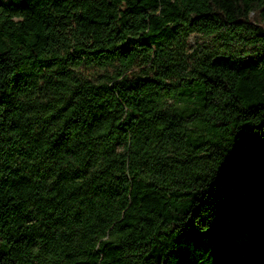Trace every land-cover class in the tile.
Listing matches in <instances>:
<instances>
[{
    "label": "trees",
    "instance_id": "1",
    "mask_svg": "<svg viewBox=\"0 0 264 264\" xmlns=\"http://www.w3.org/2000/svg\"><path fill=\"white\" fill-rule=\"evenodd\" d=\"M0 264H264V0H0Z\"/></svg>",
    "mask_w": 264,
    "mask_h": 264
},
{
    "label": "rangeland",
    "instance_id": "2",
    "mask_svg": "<svg viewBox=\"0 0 264 264\" xmlns=\"http://www.w3.org/2000/svg\"><path fill=\"white\" fill-rule=\"evenodd\" d=\"M199 45L208 46V47H216V46H218V41H216V39L214 37H212V38H204V37H201V36L193 35L189 39V48L194 49V48H196ZM82 72L86 76L89 77V76H93L94 74H96L97 71L83 70ZM240 237H242V236L236 237L237 242H239V240L237 238H240Z\"/></svg>",
    "mask_w": 264,
    "mask_h": 264
},
{
    "label": "bare ground",
    "instance_id": "3",
    "mask_svg": "<svg viewBox=\"0 0 264 264\" xmlns=\"http://www.w3.org/2000/svg\"><path fill=\"white\" fill-rule=\"evenodd\" d=\"M240 242L241 245H243L246 241V238L245 237H240V238H237Z\"/></svg>",
    "mask_w": 264,
    "mask_h": 264
},
{
    "label": "water",
    "instance_id": "4",
    "mask_svg": "<svg viewBox=\"0 0 264 264\" xmlns=\"http://www.w3.org/2000/svg\"><path fill=\"white\" fill-rule=\"evenodd\" d=\"M244 237H245V236H244ZM245 238H246V237H245ZM235 240H236V238H235ZM236 241H237V240H236ZM246 242H247V238H246V241H245V243H246ZM238 243H239V242H238ZM245 243H244V244H245ZM239 245H241V244L239 243ZM241 246H242V245H241Z\"/></svg>",
    "mask_w": 264,
    "mask_h": 264
}]
</instances>
